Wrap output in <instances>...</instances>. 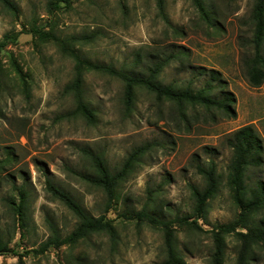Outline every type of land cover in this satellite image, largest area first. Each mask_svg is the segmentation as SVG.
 Listing matches in <instances>:
<instances>
[{"label":"rangeland","instance_id":"374dc122","mask_svg":"<svg viewBox=\"0 0 264 264\" xmlns=\"http://www.w3.org/2000/svg\"><path fill=\"white\" fill-rule=\"evenodd\" d=\"M10 1L15 13L0 5V42L9 37L0 53V247L9 252L0 253V264H18L19 259L24 264H161L163 231L132 219L133 214L145 209L163 221L197 219L194 189L203 190L205 183L191 164L194 155L201 163L209 160L205 147L217 152L211 156L215 191L197 220L201 231L177 223L170 227L177 257L184 264H264L263 244L235 233L218 239L212 233L237 218L240 198L258 182L264 186V81L252 87L247 79L256 0H200L205 14L193 0H163L162 11L157 0H73L69 7L61 2L53 15L47 13L48 0ZM33 26L52 32L82 58L127 73L139 72L142 65L132 69L138 60L180 53L159 81L199 90L208 76L197 70H215L222 91L234 95L235 117L202 107L177 111L174 103L143 88H134L125 105L120 81L86 71L82 88L93 115L87 119L64 92L74 78L73 60L54 41L33 37ZM260 35L264 56V26ZM215 88L212 94L218 98L221 91ZM244 126L261 140V164L246 167L234 181L226 139ZM83 150L101 156L113 174L132 159L111 200L89 181L95 172ZM46 181L92 217L104 215L114 236L92 233L39 252L51 228L64 238L78 223L47 190ZM249 216V227L264 226V208ZM237 232L247 234V229Z\"/></svg>","mask_w":264,"mask_h":264},{"label":"trees","instance_id":"16d2710c","mask_svg":"<svg viewBox=\"0 0 264 264\" xmlns=\"http://www.w3.org/2000/svg\"><path fill=\"white\" fill-rule=\"evenodd\" d=\"M73 0H48L47 13L53 15L56 10H59V4L62 2L66 6H70ZM195 6L200 12H204L205 8L201 4L200 0H193ZM0 5L4 8L16 12V8L13 2L10 0H0ZM157 7L159 11L163 9V0H157ZM264 12V0H256L253 7L252 21L256 22V39L254 41V56L247 64V79L252 87H259L264 81V56L260 54L259 42L261 39V31L263 28L262 16ZM33 37L37 36L41 40H51L62 50V52L73 60V74L74 78L70 84L65 86L64 92L73 96L76 105V113L83 115L87 119L93 117L91 110L86 104V100L83 94L82 82L83 74L86 71H93L106 76L112 77L120 81L124 89V103L128 105L134 88H143L146 91L153 93L157 98L166 100L171 104H175L176 110L181 111L182 107L191 106L202 107L207 109H214L221 113L226 118H234L235 111L233 105L235 98L233 93L229 91H222L223 84L220 81V74L215 70H206L199 68L197 74L199 76L207 75V80L204 81V85L199 90H193L192 86L184 88H178L171 84H162L159 81V77L163 69L170 64L172 60L179 59L180 53L168 54L162 58H157L151 62H139L134 64L132 69L137 65H142L138 73H127L122 69H116L110 65H103L98 63H92L87 59L82 58L76 50L73 48H64V43L59 40L52 32H45L42 28L33 26L31 32ZM9 41V37L4 35L0 42V53L4 49ZM63 43V44H62ZM180 54V55H179ZM12 67L22 77L21 69L19 66L12 62ZM216 83V85L214 84ZM220 88V97L213 96L215 87ZM215 97V98H214ZM127 107V106H126ZM226 145L232 153L230 172L232 180L237 181L241 179L242 171L248 166H259L261 164L262 145L258 135L250 126H244L236 130L226 139ZM91 160V166L94 169L95 176L89 179L96 187L103 189L109 200L112 199L113 193L118 183L126 176L132 159L127 160L121 170L117 173H111L107 168L104 160L101 156L91 153L87 150H83ZM203 154L210 155L209 160L206 163L199 162V157L194 155L192 157L193 164L191 167L195 173L202 177L205 183L203 190L194 189V198L196 200L195 215L197 219L188 222V217L177 218L171 221H163L154 218L145 209H142L133 214L132 219L138 222L147 223L153 228L161 229L164 233L165 242V260L161 264H184L182 260L177 257L172 247V234L170 227L177 223L182 226H189L192 229L200 230L197 224L198 218L202 217V211L206 205V200L211 197L216 187V168L211 156L217 152L212 148H203ZM47 190L59 200L77 219L78 223L74 229L64 238L60 237L58 231L55 228H51L50 236L41 245L39 252H44L47 248H59L61 246L71 245L85 238L92 233L106 232L110 237L114 236V230L110 226L104 215L99 217H92L89 215L81 205L73 199L68 193L53 186L50 181H46ZM240 213L237 218L232 222L219 225L212 229V233L215 238H219V235H228L235 233L237 236L245 239L251 243H261L264 246V226H248L249 215L256 212L257 209L264 208V186L261 182L257 183V188L251 190L250 195L245 198H240L239 201ZM260 227V228H258ZM247 229V234L237 232V229ZM9 252L6 246L0 247V253ZM221 250L218 249L217 253H214V257L218 259ZM218 261V260H216ZM18 264H24L19 259Z\"/></svg>","mask_w":264,"mask_h":264}]
</instances>
